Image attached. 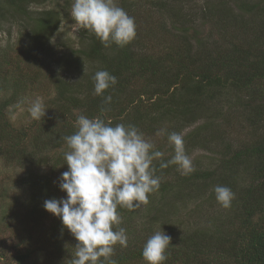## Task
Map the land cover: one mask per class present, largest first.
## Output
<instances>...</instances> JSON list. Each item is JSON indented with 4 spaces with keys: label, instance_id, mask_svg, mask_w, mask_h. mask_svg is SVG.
I'll return each mask as SVG.
<instances>
[{
    "label": "trees",
    "instance_id": "trees-1",
    "mask_svg": "<svg viewBox=\"0 0 264 264\" xmlns=\"http://www.w3.org/2000/svg\"><path fill=\"white\" fill-rule=\"evenodd\" d=\"M39 1L0 0V28L4 22H13L22 24L26 31L28 43L19 54L24 62L39 57L62 23L58 9H33ZM232 1L240 12L231 7V0H204L203 5L196 0H116L135 20V39L123 48L115 44L105 47L94 33L84 29L89 37L86 46L56 63L61 66L65 60L66 71H77L79 80L71 87L68 80L53 77L57 93L45 102L46 114L35 122L37 125L32 123L17 130L12 127L7 109L17 102L26 83L15 78L9 91L8 87L2 89L0 82V92L10 95L0 96V150L12 149L19 155V165L30 170V176L22 181L30 190L28 199L19 206L21 213L12 212L11 208L4 210L0 201V243L11 237L16 239L10 249L0 246V264H14L9 258L11 249L15 264H41V253L54 264H72L78 241L74 237L67 239L71 233L63 224H55V228L61 227L59 234L63 239L56 242L57 252L65 251L62 247L66 239L71 244L65 247L71 255L69 262H62L46 247L30 244L36 239L31 231H37L49 214L44 201L59 199L51 179L41 173L35 176L32 170L45 167L50 159L53 165L68 169L64 153L69 149L62 137L77 131L79 115L101 116L105 122L111 120L112 126L133 124L144 135L155 133L162 121L181 122L180 128L197 125L189 133V141L183 140L184 145L190 143L197 148L218 139L209 131L218 126L221 117L228 118L224 111L231 109L240 110L243 122L262 131V137L234 150L230 148L215 161L213 169L193 170L187 175L179 172L176 178L166 181L161 177L170 176L176 166L161 169V161H154L156 175L161 178L159 190L149 194L148 203L140 208H118L128 246L117 244L112 259L116 264H147L143 247L151 235L164 230L173 245L167 250L164 264H264V0ZM138 10H142L140 14L135 12ZM226 25L240 37H223L209 47L210 33L202 28L225 30ZM247 34L254 35V39ZM89 63L95 64L92 72L84 70ZM100 70L108 71L118 81L104 93L111 95L110 105L104 103V97L93 94L92 77ZM140 79L145 87L135 90L133 83ZM102 108L110 111L102 115ZM217 185L234 193L231 207L217 203ZM203 196L215 215L207 217L208 225L182 220L175 206L177 198L189 204L193 198ZM16 203H21L18 197L10 205ZM15 223L18 232L13 229ZM101 264L108 262L101 258Z\"/></svg>",
    "mask_w": 264,
    "mask_h": 264
},
{
    "label": "clouds",
    "instance_id": "clouds-1",
    "mask_svg": "<svg viewBox=\"0 0 264 264\" xmlns=\"http://www.w3.org/2000/svg\"><path fill=\"white\" fill-rule=\"evenodd\" d=\"M70 15L105 47L115 44L123 48L136 37L134 18L116 0H74ZM92 79L93 94L104 97V103L110 105L112 97L104 93L117 84V78L100 70ZM107 111L110 108H102L101 114ZM29 112L35 120L45 116L40 98L31 102ZM76 128L74 134L62 137L69 149L64 153L68 171L62 173L59 187L67 197L47 199L43 207L58 217L78 241L72 264H101V258L116 264L112 259L115 246H128L118 208H140L148 203L149 194L159 190L161 178L156 175L154 161H161V169L175 165L180 174L187 175L193 171L191 160L182 134L164 128L158 129L156 136H167L174 146V155L167 161L155 143L133 124L112 126L111 120L105 122L101 116L88 118L81 114ZM214 193L222 207H231L234 193L230 188L217 185ZM170 245L171 237L164 230L155 232L143 247V259L147 264H164Z\"/></svg>",
    "mask_w": 264,
    "mask_h": 264
},
{
    "label": "rangeland",
    "instance_id": "rangeland-1",
    "mask_svg": "<svg viewBox=\"0 0 264 264\" xmlns=\"http://www.w3.org/2000/svg\"><path fill=\"white\" fill-rule=\"evenodd\" d=\"M73 2L74 0H40V4H33V9H58L61 11L62 23L53 38L50 40L47 48L40 52L38 58H35L30 62H24V58L19 55L23 52V50H25L24 45L28 43L24 26L20 23L4 22L0 28V82L1 85H3L2 89L8 87L9 91H12L10 86L15 78L21 80L24 79L25 81L23 80V82L26 83L23 89L19 92L20 94H18L17 102L10 105L7 109V117L10 120L12 127L16 130L22 129L39 121L31 117L29 107L31 102L36 98H40L45 106V102L49 101L54 97V95H56L57 91L56 86H54L53 83V77L60 76L61 78L68 80L71 87L72 85L77 84V81L79 80V76H76L77 71H66L65 67L67 65H65V60H63V62L60 60L62 62L61 66H57L56 64L59 59L72 53V51H79L80 49H83L86 46L85 43L89 41L88 35L83 31L84 28L80 27L70 15ZM196 3L203 5L204 0H196ZM230 3L235 12H240L238 4L235 1L231 0ZM141 11L142 10H138L135 12L140 14ZM215 17L216 16L213 15L212 19L214 20ZM165 20L168 21L167 18ZM165 20H163L164 23ZM169 27H171L170 23ZM202 29H206L205 32L208 34L210 33L207 38L209 40V47L212 42H219L223 37H228V39L240 37V34L236 35L237 32L230 25H226L225 30H221L222 27L214 28V26H208ZM246 36L249 39H254V35L251 36V34H247ZM8 59H10L9 64H7ZM94 66L95 64L89 63L84 66V70L86 72H90L91 70L92 72V70H95L93 68ZM4 81H6V84ZM133 87L135 90L143 89L145 87V82L141 79L138 81L136 80L133 83ZM0 94L2 97L10 96L3 95L4 92H0ZM224 112L228 113V118L224 119L221 117L219 121H217L218 126L214 125V129L211 128L209 131V133L212 132L218 139L210 141L205 146H198L197 148L189 146L191 145L190 143H188L189 145H184L185 151L188 150V153L186 154L191 160L193 170L213 169L214 165L217 164L215 161L222 158L227 151H230V148L234 150L235 148L245 144L254 143L262 137V131H255L253 127L243 122L240 110L237 109L236 111V109H231ZM180 123L181 122L177 121H175V123L171 121H162V127H158L156 132L158 129L164 128L169 132L181 133L183 140L186 139L189 141L187 137L189 136V133L197 127V125L180 128ZM35 124L37 125V123ZM156 132L145 135V138L151 139L155 143L156 150L164 153L163 157L173 156V145L169 144L168 140L165 138L166 136L157 137ZM209 133L207 132V134ZM15 141L16 137H14L13 143ZM25 145H29V140L25 142ZM18 158L19 155L14 153L10 148L6 149V151L0 150V193H2L0 201L4 210L8 211V209L11 208L12 212L21 213V211H19L20 207H22L23 201L26 198L28 199L30 190L27 185L22 184V181L25 177L30 176V174H28L30 170L19 165ZM50 161L51 162L45 167L35 168L41 169L40 172L35 169L32 171H34L33 173L35 176H37L36 173H41L43 175L46 174L47 177L51 179V184L56 185L59 199L66 198L67 193L60 189L59 183L62 173L68 171V169L53 165V159H50ZM178 173L179 171L175 168L170 176L161 178L166 181L169 178H176ZM15 197H18L21 202L16 203L18 206H16V204H12L13 206L10 205ZM182 200L183 198H177L175 205L178 208L177 210L179 211L180 218L184 221L190 222L192 225L196 224L207 226L209 222L207 217L212 214L213 208L209 207L211 204L208 202L206 196H203V198H193L189 204H186V202ZM55 224L62 225V221L55 215L49 213L42 221V225L38 228V230L35 231L36 229H34L31 231L34 232L36 239L30 241V244L31 246L37 248L46 247L48 251L53 252L56 256L58 255L62 262L67 263L71 260V255L69 256L68 249L66 248L71 247V244L64 239V247L62 248L65 251L57 252L58 246L56 242L59 240L62 241L63 239L59 234V229L61 227L55 228ZM27 226H32V224H27ZM13 229L18 232L16 223ZM72 237H74L72 234H68L67 239L70 240ZM15 240L16 239L13 237L8 240H3V242L0 243V246H6L10 249L11 245L16 244ZM10 253L11 255L9 258L12 259L11 261L15 264L14 252L12 249ZM40 261L41 264H54L52 263L50 257L44 253H41Z\"/></svg>",
    "mask_w": 264,
    "mask_h": 264
}]
</instances>
